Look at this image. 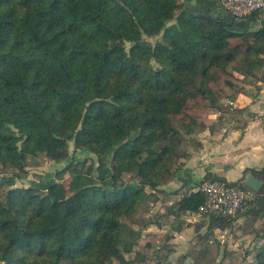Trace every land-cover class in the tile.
<instances>
[{"label": "trees", "instance_id": "trees-1", "mask_svg": "<svg viewBox=\"0 0 264 264\" xmlns=\"http://www.w3.org/2000/svg\"><path fill=\"white\" fill-rule=\"evenodd\" d=\"M185 6L182 0H0V164L25 171L28 158L40 153L64 162L70 142L96 157L69 161L67 185L53 180L4 189L0 182V264L145 260L140 253L125 257L123 227L144 188L167 182L185 153L173 120L192 135L197 108H222L230 94L219 78L229 67L248 82L264 74V26L237 30L240 18L230 13L228 21ZM225 84L237 87L229 78ZM249 173L263 186L245 213L259 215L264 166L246 169L238 181ZM203 202L193 191L177 210L196 212ZM210 217L223 228L233 219ZM254 264H264V244Z\"/></svg>", "mask_w": 264, "mask_h": 264}, {"label": "rangeland", "instance_id": "rangeland-1", "mask_svg": "<svg viewBox=\"0 0 264 264\" xmlns=\"http://www.w3.org/2000/svg\"><path fill=\"white\" fill-rule=\"evenodd\" d=\"M150 40L155 41V38ZM231 71L232 67H229L228 73L221 74L219 78L220 86L224 90H228L230 94L222 98L221 103H223V106H233L228 101L237 100V105L244 106L248 102L245 89L249 85V82L244 79H238L241 77L239 71H235L238 78L234 77ZM227 78L234 80L237 87L231 90L225 84ZM237 97L240 99L239 101ZM202 110L204 109L200 107L196 109L195 114L193 113L196 118V122L193 124L195 135L186 133L180 119L173 120L174 125L184 135L185 141L181 147L184 152L189 145L195 146L194 139H196L195 136L199 132V129L209 126L211 123H216L211 108L205 111ZM227 116L228 121H236L237 124H241L249 119L248 115L241 111L227 114ZM89 156L93 160H96L95 155L91 153L74 151L73 142H70V157L64 162L57 163L45 154L40 153L28 158L25 171L15 168H5L0 164V182L4 184V189L11 186L32 184L45 187L47 183L53 180H60L67 185L70 180V174L64 169L66 164L71 160L83 161ZM93 160H89L88 163H91ZM234 177L231 176V178ZM124 179L129 183L134 182L130 174H124ZM161 186L164 185L162 184L154 190L151 187H145L137 210L125 220L121 247L127 259L135 260L137 254L140 253L145 256V260L140 261L136 259V264H146L149 261L150 264L255 263L256 255L264 244V210L259 215L253 213L247 215L245 212L250 208L249 206L245 211L233 217L231 224L226 228L218 227L210 216H198L187 213L183 216L182 222L183 224L187 222L189 225H194L193 231L182 234L174 242L172 235H170V230L171 228L175 229L177 225H173V221H167L170 217L167 202L173 200L177 208L176 203L178 198H181L182 190L176 193L175 191H170V189H162L160 188ZM162 209H165V213H161ZM160 218L167 225L165 229L163 228V231H158V226H156V224L161 225L163 223L159 221ZM189 219L191 221H188ZM149 224H151V229L147 227ZM135 231L136 236H131V232ZM111 264H119V262L114 260Z\"/></svg>", "mask_w": 264, "mask_h": 264}, {"label": "crops", "instance_id": "crops-1", "mask_svg": "<svg viewBox=\"0 0 264 264\" xmlns=\"http://www.w3.org/2000/svg\"><path fill=\"white\" fill-rule=\"evenodd\" d=\"M182 1L185 3L187 11L206 12L210 9L215 16L223 17L228 21L232 20L229 12L225 10L222 0ZM235 22L237 30L258 29L264 26V11L253 17L240 18ZM259 76L258 79L248 78L249 85L245 89L247 104L239 106L237 100H229L228 102L232 103L233 106L226 104L227 106L222 108H211L216 123H211L209 126H204L198 130L196 139H194L195 146L189 145L182 157L174 161L173 175L160 188L170 189L176 193L182 190L181 198H183L185 195L196 191L200 183L207 177L238 181L246 169H261L264 166V74H259ZM237 99L240 100L238 97ZM240 111L245 112L249 119L241 124L227 120V114ZM193 134L195 135V131ZM231 176L235 177L231 178ZM172 187L174 188L171 189ZM181 198H178L177 202ZM167 203L170 217L166 220L173 221V225H177L175 229L170 226V235L176 242L175 240L179 239L178 237H181L182 234L193 231L194 225H189L187 222L183 224L182 222L185 214H193V212H185L184 214L178 210L177 213L173 212L177 209L174 201L169 200ZM161 213H165V209H162ZM179 215L181 216L179 217ZM159 221L163 223L161 225L156 224V226H158V231H163V228L167 227L166 222L162 221L161 218ZM151 224L147 226L149 229H151Z\"/></svg>", "mask_w": 264, "mask_h": 264}, {"label": "built area", "instance_id": "built-area-1", "mask_svg": "<svg viewBox=\"0 0 264 264\" xmlns=\"http://www.w3.org/2000/svg\"><path fill=\"white\" fill-rule=\"evenodd\" d=\"M227 12L236 18H247L264 11V0H222ZM204 196V202L193 214L198 216L221 215L235 217L251 205L256 192L244 181H231L210 177L197 187Z\"/></svg>", "mask_w": 264, "mask_h": 264}, {"label": "water", "instance_id": "water-1", "mask_svg": "<svg viewBox=\"0 0 264 264\" xmlns=\"http://www.w3.org/2000/svg\"><path fill=\"white\" fill-rule=\"evenodd\" d=\"M245 185L253 189L255 192H259L263 186L262 180L254 176L253 174H248L244 180Z\"/></svg>", "mask_w": 264, "mask_h": 264}]
</instances>
